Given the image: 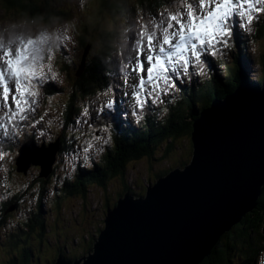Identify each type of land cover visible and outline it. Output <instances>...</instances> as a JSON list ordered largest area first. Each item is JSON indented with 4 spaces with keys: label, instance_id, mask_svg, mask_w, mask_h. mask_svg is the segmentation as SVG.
I'll return each mask as SVG.
<instances>
[{
    "label": "water",
    "instance_id": "95a60500",
    "mask_svg": "<svg viewBox=\"0 0 264 264\" xmlns=\"http://www.w3.org/2000/svg\"><path fill=\"white\" fill-rule=\"evenodd\" d=\"M191 144L183 169L158 179L145 198L126 191L106 210L105 226L85 257H58L54 264H199L262 193L264 88H237L224 102L203 108ZM26 147L18 170L44 166L46 155L51 165L49 148L38 147L33 155Z\"/></svg>",
    "mask_w": 264,
    "mask_h": 264
},
{
    "label": "trees",
    "instance_id": "16d2710c",
    "mask_svg": "<svg viewBox=\"0 0 264 264\" xmlns=\"http://www.w3.org/2000/svg\"><path fill=\"white\" fill-rule=\"evenodd\" d=\"M173 1L174 0H97V6L95 7L97 10L95 12L99 15V22L95 25L96 28L99 29L97 40L96 42H90L88 39L89 31L86 26L81 33L80 39L78 40L79 45H77V47H80L81 50L86 49V47H89V52L90 49L91 52L94 50V57L85 61L82 71L81 57L79 60H76L75 57L66 59L65 56L68 54L65 52V49L62 52L63 58H61V61L58 62L61 66V72L69 73L72 78V83L69 88H61V90H59V93H62L60 97H64V101L62 104L59 103L60 117L57 124L60 123V128L62 126L61 123H65L63 126V134L65 133V128L70 127L73 123L75 115L83 110H81V108L86 105L88 106L90 102L86 103L87 100H92L93 105L95 103L93 97L98 96L101 89L113 85L115 77L114 74L117 71L116 64L112 62L113 55L114 52L117 51L118 42L122 36L120 30L118 29L119 22H121L125 28V23L123 22L126 20L130 21L131 18H134L137 11H162V8L166 6L165 4ZM0 2L3 4L4 10H11L22 16H29L34 21L46 19L47 26L51 24V21H63L66 13L65 10L70 9L69 3L65 4L63 7L60 5L61 3L59 0H0ZM38 3H40V7L37 6ZM162 15L163 13L159 14V16ZM105 20L108 21L109 25L103 26V21ZM256 34L255 40L260 39L264 43V24H261L258 27ZM92 46L94 47L93 49L90 48ZM257 53V65H259L261 72L258 80L255 82L249 81L244 74H241L237 65L229 68L224 67L222 72H218L220 74L213 73L209 79L204 80L202 85L198 86L192 91V93L187 95V105L185 108H182L180 105L176 106L175 104L169 108L164 116H157V114L152 115L150 111H144L145 114L137 116L140 126L134 130H130L131 127L128 126L127 122V126L124 130L121 128V121L116 123V126L114 125L113 128L115 134V136L113 135V143L115 144V147L112 148V152L105 153L104 160H99L98 164H95V166H93V168L88 172L81 170L80 172L83 175L78 173V181H74L69 184L67 183V187L65 189L69 191V196L72 195V192L84 194L85 188L90 185L89 183L94 181L101 186H108L114 176L119 175L122 178L123 173H125V164L128 161L137 160L143 155L152 158L160 149V158L167 161L171 155L169 153H171L172 149L175 147L180 150V153L183 148L191 150L190 135L192 125L201 115V111L204 107L211 106L215 101L222 100L225 97L230 96L234 93L236 88H244L248 86H251L254 89L264 88V49L258 47ZM56 93L58 92H56L54 88L49 89V95ZM199 103H201V105ZM124 119H127V117L124 116ZM92 125L93 127L99 126L96 122H92ZM55 128H57V125ZM186 137L187 142L177 141L180 143L177 144L176 142L175 144L177 139ZM116 151H118L117 155ZM179 164L183 166L186 164V161H178L176 163V167H167L166 165L164 168L161 167L156 169L154 173H152V178L160 179L161 177H164L172 169L178 168ZM36 169L38 170L39 167L37 166ZM35 174L39 177L38 171H35ZM52 180V178H41L38 180L40 183L38 187L30 185L24 194H22L20 189H18L19 186H17V189L15 186L9 188L8 193L10 192V189H16L15 191L17 193H15L20 195V200L18 197L15 200L10 198L11 200L8 201L9 203L4 206L3 204H0V227L1 223L5 221L4 212L7 211L8 207L11 205H13L15 209L18 207V209L25 214H29L27 211L28 203L22 201V197H33L36 195V198H38V196L43 194L44 187L47 188L48 182L50 183ZM147 180H151V178ZM123 187L124 189L121 191V194L119 192L116 197L124 194L126 191H129L135 196H140V194L143 195L145 193L144 191L146 188L145 186H142L143 191L136 190L134 188L131 189L124 181ZM7 195L8 194H6V196ZM111 196L112 195L107 194L102 197L101 207L103 214H105L108 208H112L115 204V201L106 199ZM42 199L44 200V198L40 196L38 201H41ZM53 211H55L54 208ZM86 213L87 209L85 208V210L81 213V219L80 216L77 219L78 223H80V220H83V222L87 221V218L90 216ZM78 215H80V212H78ZM35 219L38 220V218ZM45 219L46 217L42 218V226L44 225L43 220L45 221ZM101 222H103V219ZM101 222H99L98 225H93V232L95 233H89L86 243L84 240L85 248L83 252L85 254H88L91 250L92 242L97 237L100 229L103 228L104 225L102 226ZM53 224L55 225L56 222ZM18 232L19 230L17 229L16 233L18 234ZM49 235L56 237L61 251L64 249V252L67 250L70 253V249H72L70 243L73 241L66 240L64 235L58 231L56 226L54 229L53 226L51 227L50 233L47 236ZM29 237L30 235L28 234V238ZM11 239L14 240V242L2 246L7 247V251H9V264H22V257L24 256L16 253L14 247H17L20 250L16 241L25 240V236L24 234H21L19 238L12 236ZM36 243L42 244L43 239L40 238V240L36 241ZM24 244L25 247H23V251L26 252L25 259L27 258L29 261H33L35 253L38 252L36 247L30 242L27 243L26 240L24 241ZM9 245L12 246L8 247ZM56 252L57 253L54 254L55 258L59 251L56 250ZM262 252H264V186L262 188V193L257 199L256 206L251 211L246 213L238 223L234 224L230 230L224 232L220 236L216 248H213L211 254L205 257L199 264H255L259 254ZM63 255L64 257L71 256V254L69 255L64 253ZM36 256H38L39 261H42L46 255L37 254ZM74 257L75 256H73L70 261H74ZM54 261L55 260H53L52 263Z\"/></svg>",
    "mask_w": 264,
    "mask_h": 264
},
{
    "label": "rangeland",
    "instance_id": "374dc122",
    "mask_svg": "<svg viewBox=\"0 0 264 264\" xmlns=\"http://www.w3.org/2000/svg\"><path fill=\"white\" fill-rule=\"evenodd\" d=\"M59 2L61 3L60 5L63 7L65 6V4L69 3L70 9L65 10L66 13L63 18L64 20L62 22H60L61 20L51 21L50 22L51 24L48 26L46 25V22H47L46 19L34 21L29 16H22L20 14H16L17 12L15 11L4 10L3 4L0 2V42H3L4 44L7 45L9 41H12V44L9 46L14 49L18 44V38L27 40L28 38L30 37L34 38L38 36L41 32H43L49 38L48 44H46L48 46L47 47L44 46L43 52L49 51L51 49V45L54 44V38H55L56 40L59 39V41L63 43L65 48L67 49L71 48L73 51V56L76 58V60H79V57H81V55L84 53V49L81 50V48L77 47V45H79L78 40L80 39L83 29L86 26L88 27V31H89L88 39L90 40L91 43L96 42L97 37H98L99 29L96 28L95 26L99 22V17H98L99 15L95 12L97 11L95 9V7L97 6V3H96L97 0H67V1L59 0ZM37 6L40 7V3H38ZM159 14L160 12L158 11L151 12L150 10H147L146 13L144 14L140 13V15H137L135 18H133L135 23H140L138 24L139 34L135 35L134 38L135 39L140 38L141 32L144 31L146 33L144 35V39H145V36H147V33H148V31H146L148 24L145 22V20L149 21L152 18V16L158 17ZM107 20L103 21V26L109 25ZM126 21H124L123 23H125ZM122 27H123V24L119 22L118 29L120 30L122 36L119 39L118 46H122L123 50L125 51L124 47L125 45L129 44V41H126L124 44V41H123L124 34L122 33ZM154 29H157V26H154ZM136 31L137 30H135L134 32ZM127 33L128 34L133 33L132 28L128 30ZM65 37H67V39H65ZM256 42L259 48L264 49V43L262 40L256 39ZM90 48L93 49L94 47L92 46ZM92 52L90 49V52L86 56L87 60L91 59V57H94L95 51L92 50ZM126 54L127 52L125 51L124 55ZM114 57H115V54L113 55V58ZM41 63H43L44 65V68H43L44 76L47 75L49 78H51L52 83L53 82L55 83V81L57 82L54 85H62L63 88L70 87V84L72 83L71 75L69 73H60L59 68L54 64V60L52 59L49 60L48 58H45L41 61ZM223 67L224 65L222 64V68ZM225 67H227V65ZM258 74H259V69L257 67L252 77H257ZM54 78L56 80H54ZM161 85L163 86V83L160 81L159 86ZM131 86L132 85H130L128 88H131ZM41 90L38 85L37 86L35 85V87L33 88V91L36 93V95L33 97L27 98L29 103H26L23 105L25 109L23 113L18 112V109L16 108L14 103L12 104L10 103L9 110L6 113V118L8 121H9L8 116H10L13 112L17 113V115H15L10 122H12L13 129H15L16 131L22 132L23 130L19 127L22 125V122H24L27 115L37 112L39 116L35 120L36 128L32 127L31 129L28 130L29 132H32V134L35 135V137L38 138L37 142L40 141L41 138L44 141H48V138L53 135V129L57 125L58 119L60 117L59 103L62 104L64 101V97H60V95L58 97L56 95L45 96L41 94ZM167 91L170 92L171 94H174L173 89L171 90L169 89V87ZM167 91H164L163 94L166 95ZM163 97L164 96L162 95L159 96L160 99H162ZM32 100H35L36 103L34 104L30 103V101ZM10 102L12 101L10 100ZM80 113L77 116L78 118L80 116ZM3 115L4 113L0 114V123H2ZM21 115L24 116L23 121H21L20 118L18 119L16 118V117H20ZM107 133H110V131L108 130ZM107 133L102 132L100 129H94L93 131L90 132L89 140L93 144L92 148L94 146L98 147V150L94 152V154L92 155V158H97L98 155L104 149L107 148L109 143L112 142ZM7 134H8V131H7ZM78 134L79 133H76L74 136ZM82 138H85V137H82ZM6 139H7V135L4 134L3 140H6ZM186 140H187V137L179 138L175 141V144L177 141L184 142ZM86 143H87V140H84L79 145H83V147H85ZM179 143L180 142H177V144ZM92 148L88 149L89 153H91ZM9 150H6L0 146V153L4 154L3 157L0 158V166L2 167V173H1V179H0L2 180V183H0V202H3V196L5 195L6 189H7V182H9L10 186H19L18 189H20V192H22V194L25 193L28 186L30 185L36 186L38 183V180L36 181L35 178L32 177L33 175L37 176V174H35V171H38L36 169L37 168L36 165L28 166L29 169L28 168L27 169L30 172V174L23 173L22 171L19 172L17 170L16 171L9 170L14 166V161H15V158L17 157L15 154L10 156L11 151ZM181 151L182 152L180 153V150H178L176 147L173 148L171 153H169L171 154L170 157L168 158L167 161H165V159L160 158L161 156L160 150H158L157 154L153 156L152 158L148 157L141 161H137L135 163H131L127 165L125 169L124 178L115 177L111 179L109 185L107 186V188L104 190L103 193L99 192L97 188L93 185L90 189V199L86 200L87 207H88L86 214L90 216L87 218L86 222H83V220H80V223H78V220H75V219H78L79 216L81 219L82 217L81 213L84 210V209L80 210V201L71 200L69 201L70 203L67 202L66 205H64L61 208H54L56 215L58 217L59 216L61 217L60 221L57 224L58 231H60L61 234L67 237L68 239L72 238V241H73L72 247L74 248L72 249L73 255L77 254L79 257H81L85 254L83 252L85 248L84 240L86 243V240H88V237H89V233L93 232V225L94 224L98 225V223L101 222L102 218L104 217V214L102 213V207H101L103 195L110 194L112 196L106 199L115 201L117 194L121 192V190L124 188L123 181L126 184H128L131 189L134 188L136 190L142 191V186H145L148 184V182L146 183V180L152 177V173H154L156 169H159L161 167L164 168V166L166 165L167 167H171V166L176 167V163L178 161L180 162L186 161V163H189V161L191 160V150L183 148ZM79 157L81 158V156ZM85 161H87L88 165L90 164V161L88 160H85ZM178 167L181 168L182 165L179 164ZM2 176L4 177V179H2L3 178ZM32 178L34 181L32 180ZM15 190L12 191V189H10L9 199L11 198L15 200L18 197V199L20 200V195L16 194L17 192ZM40 205L43 207V209L49 216L50 222H51L50 226L51 227L53 226V229H54L55 228L53 224L54 221L52 220L51 215L48 214V211L45 209V207L42 204ZM53 205L57 207L58 203L53 204ZM47 207L48 206H46V208ZM78 212H80V215H77ZM82 223H85V224H82ZM101 225L103 226V222H101ZM51 227L46 229L44 233L45 235L46 234L48 235L50 233ZM2 240H3V237L0 235V241ZM28 241L31 242L33 246H37L36 238L32 234H30ZM90 242H91V238H90ZM42 245L47 246V247L51 245H58V240L56 239V237H52L51 235H49L45 237V239H43ZM2 254H4L6 257L8 256L7 252H5L3 247L0 245V256H2ZM37 254H41V252L38 251L35 253V260L38 257L36 256ZM43 254H47V255L42 261H40V264H46L44 260L48 261L49 258L52 256L51 253L50 252L47 253V251H44ZM2 264H9V261L7 262L2 261ZM257 264H264V254H262Z\"/></svg>",
    "mask_w": 264,
    "mask_h": 264
},
{
    "label": "snow or ice",
    "instance_id": "6c2138e0",
    "mask_svg": "<svg viewBox=\"0 0 264 264\" xmlns=\"http://www.w3.org/2000/svg\"><path fill=\"white\" fill-rule=\"evenodd\" d=\"M179 3L183 6L181 9L169 13L167 20L160 21L161 38L156 43L153 42L156 33H147L148 51L143 56L147 64L143 63L140 57L136 60L133 71L146 74L139 76L132 86L134 89L132 95L137 98V103L141 107L144 102L139 97L140 91L145 90V81L151 86L146 95L155 92L161 80L165 82V91L168 87L174 88V82L170 85L168 83L173 81L170 71L179 74L183 69L187 72L192 63L191 58H195L199 63L202 51L206 52L208 48L215 49L217 43H225L232 35L230 22L233 18H236L240 27L244 28L245 21L248 25L252 24L254 13H264V0H179ZM145 34L144 31L141 32L142 37ZM48 40V36L41 32L27 40L18 38V44L14 49L9 46L12 41L7 45L0 42V99L5 105L11 99L19 113L25 111L23 105L29 103L27 98L36 95L33 91L35 87L33 81L46 78L41 61L44 59L42 53ZM48 59H51L50 55ZM30 103L34 104L36 101L32 100ZM107 107H112V102H109ZM15 115L17 113L13 112L8 116L9 121ZM20 119L23 120L24 116L21 115ZM0 128H4L7 135L5 125L0 123ZM89 148H92L91 143H88L84 151L87 152ZM3 155L0 153V158Z\"/></svg>",
    "mask_w": 264,
    "mask_h": 264
},
{
    "label": "clouds",
    "instance_id": "9594fccd",
    "mask_svg": "<svg viewBox=\"0 0 264 264\" xmlns=\"http://www.w3.org/2000/svg\"><path fill=\"white\" fill-rule=\"evenodd\" d=\"M159 150H160V149H159ZM191 153H192V149H191ZM189 162H190V161H189ZM187 164H189V163L184 164L181 168L178 167V169H183L184 166L187 165ZM175 169H176V168H174V169H172V170H175ZM172 170H171V171H172ZM171 171H170V172H171ZM170 172H169V173H170ZM169 173H168V174H169ZM168 174H167V175H168ZM123 175H125V173H123ZM165 176H166V175H165ZM165 176H164V177H165ZM122 178H124V177L122 176ZM161 178H162V177H161ZM152 180H153V181H152ZM157 180H158V179H156V178H152V177H151V180H146V183L148 182V184L145 185L146 188H145V191H144L145 193H144L143 195L140 194V196H135V195H133L132 193H130L129 191H128V193H129L130 195H132L134 198H138V197H143V198H145L146 193H147V188H148L149 186H153V185L157 182ZM123 189H124V188H123ZM123 189H122V190H123ZM122 190H121V191H122ZM142 191H143V189H142ZM120 194H121V192H120ZM124 194H125V192H124ZM124 194H122V195H118V197H116V199H115V203H116V201L118 200V198H119V197H123ZM114 206H115V204H114ZM114 206H113V207H114ZM103 225H104V223H103ZM104 226H105V225H104ZM104 226H103V228H104ZM92 245H93V243H92ZM91 249H92V247H91Z\"/></svg>",
    "mask_w": 264,
    "mask_h": 264
},
{
    "label": "bare ground",
    "instance_id": "6f19581e",
    "mask_svg": "<svg viewBox=\"0 0 264 264\" xmlns=\"http://www.w3.org/2000/svg\"><path fill=\"white\" fill-rule=\"evenodd\" d=\"M13 109V108H12ZM30 190V189H29ZM25 191V190H24ZM26 192V191H25ZM28 192V191H27ZM40 204V203H39ZM48 214L50 215V213L48 212ZM55 223V222H54ZM57 227V223L54 225V227Z\"/></svg>",
    "mask_w": 264,
    "mask_h": 264
}]
</instances>
